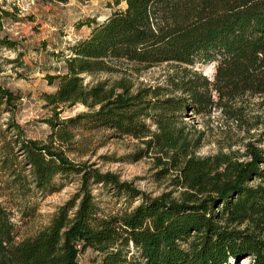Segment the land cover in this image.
Here are the masks:
<instances>
[{
    "label": "trees",
    "instance_id": "obj_1",
    "mask_svg": "<svg viewBox=\"0 0 264 264\" xmlns=\"http://www.w3.org/2000/svg\"><path fill=\"white\" fill-rule=\"evenodd\" d=\"M113 2L123 6L79 20L86 32L50 52L44 138L28 136L13 119L22 94L0 83V115L7 114L0 126V264H81L86 249L96 253L91 264H264V148L245 140L241 150L198 155L203 132L185 118L217 109L238 128L262 124L264 133V116L246 110L254 107L250 96L264 105V0ZM10 13L0 5V16ZM0 48L16 51L10 60L20 54L5 34ZM4 60L0 54V73ZM163 62L170 67L163 81L145 85L120 67ZM208 63L211 73L202 74L198 66ZM116 71L111 80L84 81ZM76 104L83 109L61 116ZM98 128L139 138L137 157L153 156L162 172L174 170L178 194L150 195L68 156L78 147L76 131ZM74 180L75 191L49 220L19 236L17 220ZM103 195L119 203L107 209Z\"/></svg>",
    "mask_w": 264,
    "mask_h": 264
},
{
    "label": "rangeland",
    "instance_id": "obj_2",
    "mask_svg": "<svg viewBox=\"0 0 264 264\" xmlns=\"http://www.w3.org/2000/svg\"><path fill=\"white\" fill-rule=\"evenodd\" d=\"M0 5L10 11V15L0 16V35L17 41V50L20 54L16 60V51L0 48L4 56L3 70L0 73V83L18 90L22 94L18 102L13 119L17 120L28 136L44 138L48 126L43 121L48 116L47 108L43 105L42 92L52 90V85L46 83L43 73L53 72L55 60L52 51L63 49L65 44L82 36L87 28L77 26L79 20L87 16L101 18L113 8L123 6V2L114 4L113 0H66L65 2L40 1V0H0ZM8 58L10 61H8ZM132 63H122L120 67L126 70L128 78L135 84H153L163 81L164 75L169 71L168 63H159L146 68L134 67ZM202 74L209 75L212 63L199 65ZM119 76V72H102L84 76V81L100 79L111 80ZM261 99L259 96H250L247 101L254 107V111L264 116V105L256 104ZM83 109L76 104L65 108L61 116L72 115ZM7 114L0 115V126H5ZM186 120L195 128L202 130L201 145L196 149V154H211L218 149H242L241 142L252 140L257 146L264 148V133L262 124L250 127L248 130L237 127L231 120H226L218 110H212L207 115H189ZM252 120V119H250ZM229 129V130H227ZM78 147L74 152L67 153L74 160H85L101 171H111L119 179L130 181L136 188L150 195L167 191L173 195L178 194V188L172 183L175 176L174 170L162 172L161 165L155 163L150 155L137 157L139 148L143 143L139 138L123 135L111 137L109 130L92 129L76 131ZM77 181H70L59 190L53 191L40 198L35 214L19 223L17 212L8 196H2V202L12 211L13 218L17 220L19 236L33 233L44 225L50 218L58 204L66 200L75 191ZM96 192V188L93 189ZM113 197V196H112ZM112 197L101 196L103 206L107 209L114 208ZM107 200V201H106ZM135 202V201H134ZM96 253L86 249L78 257L81 264H91ZM237 264H249L248 259H241Z\"/></svg>",
    "mask_w": 264,
    "mask_h": 264
}]
</instances>
